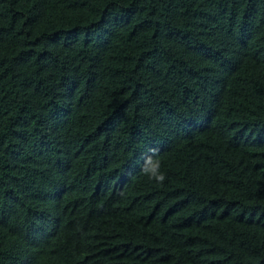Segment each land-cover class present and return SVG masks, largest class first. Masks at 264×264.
<instances>
[{"label":"trees","instance_id":"1","mask_svg":"<svg viewBox=\"0 0 264 264\" xmlns=\"http://www.w3.org/2000/svg\"><path fill=\"white\" fill-rule=\"evenodd\" d=\"M0 264H264V0H0Z\"/></svg>","mask_w":264,"mask_h":264},{"label":"clouds","instance_id":"2","mask_svg":"<svg viewBox=\"0 0 264 264\" xmlns=\"http://www.w3.org/2000/svg\"><path fill=\"white\" fill-rule=\"evenodd\" d=\"M155 151V150H153ZM144 174L147 176L148 180L155 181L157 183H163L166 176L163 171L160 170V165L157 162L151 169H142Z\"/></svg>","mask_w":264,"mask_h":264}]
</instances>
